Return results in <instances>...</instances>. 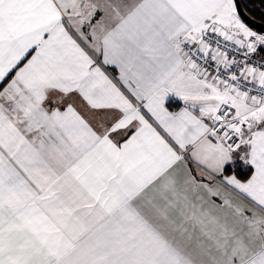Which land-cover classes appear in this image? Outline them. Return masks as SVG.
<instances>
[{
	"label": "snow or ice",
	"instance_id": "snow-or-ice-1",
	"mask_svg": "<svg viewBox=\"0 0 264 264\" xmlns=\"http://www.w3.org/2000/svg\"><path fill=\"white\" fill-rule=\"evenodd\" d=\"M0 264H264V0H0Z\"/></svg>",
	"mask_w": 264,
	"mask_h": 264
}]
</instances>
